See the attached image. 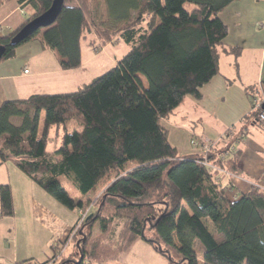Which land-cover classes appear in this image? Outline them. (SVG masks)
Masks as SVG:
<instances>
[{
  "label": "trees",
  "instance_id": "obj_1",
  "mask_svg": "<svg viewBox=\"0 0 264 264\" xmlns=\"http://www.w3.org/2000/svg\"><path fill=\"white\" fill-rule=\"evenodd\" d=\"M16 1L31 4L36 14L0 36L5 47L0 63L38 40L56 52L63 70L78 68L81 40L91 31L101 45L116 38L131 45L114 67L74 91L35 93L0 106V166L13 162L60 204L78 211L62 242H74V252L57 245V253L39 264H106L139 240L168 257V264H264V189L231 200L217 179L218 168L242 174V151L224 160L209 155L217 167L209 168L203 157H180L163 123L187 96L201 98L200 89L218 74L219 48L229 34L220 14L235 0H64L54 24L12 45L54 0ZM256 92L264 109V89L254 86L245 118L264 128L254 109ZM62 126L60 146L51 156L50 131L56 127L59 134ZM62 176L73 180L80 199ZM96 188L100 196L83 200ZM80 209L91 211L81 224ZM14 212L12 186L2 183L0 217ZM96 223L100 234L92 237L87 233Z\"/></svg>",
  "mask_w": 264,
  "mask_h": 264
},
{
  "label": "crops",
  "instance_id": "obj_2",
  "mask_svg": "<svg viewBox=\"0 0 264 264\" xmlns=\"http://www.w3.org/2000/svg\"><path fill=\"white\" fill-rule=\"evenodd\" d=\"M35 14L31 4L21 5L16 0L1 4L0 36L12 34ZM220 17L229 34L219 48L218 74L200 89L201 98L187 96L163 123L182 158L209 156L204 148L208 142L214 143L210 155L219 159L242 151L241 175L221 171L217 175L227 196L236 200L252 189H264V128L245 118L252 111L249 90L258 85L264 89V0H235ZM74 75V70L60 67L55 51L32 40L20 46L13 58L0 63V106L6 100L35 93L69 92L65 89L70 80V87L75 85ZM9 163L0 166V184L12 186L15 212L0 217V264L43 263L57 253V245L61 247L63 237L78 219L77 211L73 210L75 219L65 206ZM16 192L23 198L19 203ZM90 194L83 200L91 199ZM144 242L137 247L154 258L161 256L152 244Z\"/></svg>",
  "mask_w": 264,
  "mask_h": 264
},
{
  "label": "rangeland",
  "instance_id": "obj_3",
  "mask_svg": "<svg viewBox=\"0 0 264 264\" xmlns=\"http://www.w3.org/2000/svg\"><path fill=\"white\" fill-rule=\"evenodd\" d=\"M188 8H191V5H187ZM108 11V10H107ZM94 44V45H92ZM81 48H82V65L78 68L71 69L75 71V75L73 76V82L75 85L73 87H70L71 80L67 84L69 87H67L65 90L72 91L79 88L80 83L86 84L91 82L94 78L102 75L112 67H114L117 64V61L121 59L127 52L130 50L131 45L128 44L123 38H116L113 42H110L106 45L100 44V39L98 35L95 33V31L86 32L84 37L81 40ZM63 89V88H60ZM63 92V91H61ZM65 92V91H64ZM44 124V114L41 116L40 120V135L42 134V128ZM74 130L73 125L68 126V131L72 132ZM65 129L62 126L60 128L59 134L56 132V127L52 128L50 131L49 137H48V145L47 149L51 156L55 155V150L60 146L61 136L63 135ZM254 132V131H253ZM264 134V133H263ZM58 159L59 157L56 155L55 157ZM135 162H130L129 165L133 166ZM9 167L15 168L16 165L12 162L8 164ZM14 179V177H13ZM61 182L64 184V186L69 190L72 196L78 197L80 199L78 191L73 183V180L71 178H68L66 176L60 177ZM100 189L97 188L96 190H93L91 192V199H95L98 196H100ZM21 192H16V201L19 203L22 200ZM27 198H25L26 200ZM53 199V198H52ZM96 207H93L95 209ZM68 211L73 213L74 218L76 219V213L73 212L72 209L66 208ZM77 211V210H76ZM161 212V209L159 208L156 211V215H158ZM78 214V211H77ZM207 225L210 228V230L213 229L212 224L207 221ZM72 227H70L65 234V237H63L62 241H65V239L68 237L69 232ZM88 235H91L92 237H96L100 234V228L99 224L96 223L91 228V231H88ZM148 236H153L152 230H147ZM85 238V237H84ZM175 238V237H173ZM174 240V239H173ZM145 240H139L137 243H145ZM137 243H135L131 249L123 254L120 259L110 260L108 264H159L160 260L162 264H168L169 258L160 254L161 256H157V258H154L152 254L147 251L146 249L138 248ZM148 243V242H146ZM78 244V243H77ZM60 245L63 246L62 242H60ZM149 245V244H148ZM74 242H68L66 244V253L69 254L70 252L74 251ZM134 249H136L135 253L133 252ZM134 253V255H133ZM128 261H132V263H128ZM180 264H187V262H183Z\"/></svg>",
  "mask_w": 264,
  "mask_h": 264
},
{
  "label": "water",
  "instance_id": "obj_4",
  "mask_svg": "<svg viewBox=\"0 0 264 264\" xmlns=\"http://www.w3.org/2000/svg\"><path fill=\"white\" fill-rule=\"evenodd\" d=\"M63 5L64 0H54L47 11L31 20L12 38L11 44L17 45L39 29L54 24L62 11ZM4 52L5 47L0 46V61L2 60Z\"/></svg>",
  "mask_w": 264,
  "mask_h": 264
},
{
  "label": "built area",
  "instance_id": "obj_5",
  "mask_svg": "<svg viewBox=\"0 0 264 264\" xmlns=\"http://www.w3.org/2000/svg\"><path fill=\"white\" fill-rule=\"evenodd\" d=\"M257 92H256V97H254V109H259L260 112H259V120L264 123V109L262 108V100L257 97ZM194 143V142H193ZM195 144V143H194ZM213 144L212 142H208L204 148H205V151H206V155H210L211 153V149L213 147ZM207 157H203V160H200L203 164L207 165L209 168H214L216 169L217 167L210 161L207 160ZM221 172H224V173H228L225 169H222V168H218ZM80 214H81V219H80V224L86 219L87 215L91 212L90 209H80Z\"/></svg>",
  "mask_w": 264,
  "mask_h": 264
}]
</instances>
